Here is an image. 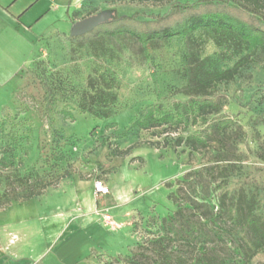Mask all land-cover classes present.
I'll use <instances>...</instances> for the list:
<instances>
[{
    "label": "rangeland",
    "instance_id": "1",
    "mask_svg": "<svg viewBox=\"0 0 264 264\" xmlns=\"http://www.w3.org/2000/svg\"><path fill=\"white\" fill-rule=\"evenodd\" d=\"M198 1L98 0L85 16L146 19ZM63 5L31 28L46 5L24 24L0 9V202L42 191L44 212L65 214L62 240L32 237L33 246L66 243L81 250L79 264H264V45L232 81L204 91L250 49L202 30L156 45L127 34L73 40L81 19ZM100 87L113 95L110 119L84 110ZM203 92L226 97L233 126L193 116L171 129L135 125ZM194 138L208 146L196 150ZM100 180L110 195H95ZM16 209L35 217L32 206Z\"/></svg>",
    "mask_w": 264,
    "mask_h": 264
},
{
    "label": "trees",
    "instance_id": "2",
    "mask_svg": "<svg viewBox=\"0 0 264 264\" xmlns=\"http://www.w3.org/2000/svg\"><path fill=\"white\" fill-rule=\"evenodd\" d=\"M137 2L163 0H133ZM94 14H89L90 17ZM86 16L83 18H87ZM204 31L218 45L234 43L238 46H247L250 53L231 70L219 74L212 81L202 85L204 91L211 85L222 81H232L241 68L250 62L259 47L264 45V0H200L196 3H174L165 14L141 19L138 13L133 15H115V19L108 24L97 28L93 32L73 40L88 42L102 37L117 38L130 35L141 45H156L173 38L188 39L198 31ZM229 42H228V41ZM211 83V84H210ZM213 83V84H212ZM94 88V87H93ZM113 95L100 87L92 97L93 102L84 110L89 114L104 119H110L115 114L108 103ZM226 97H211L203 92L201 98L191 96L185 102H177L175 111L152 110L148 115L140 118L135 125L144 128H173L183 122V118L190 120L202 118L208 122L210 117L215 129L227 128L234 125L232 119L222 115ZM179 114V115H176ZM174 127L173 130H177ZM181 140V139H180ZM192 146L199 150L206 148L208 142L196 138L191 140ZM42 191L13 197L0 202V209L8 207L15 201H28L40 196Z\"/></svg>",
    "mask_w": 264,
    "mask_h": 264
},
{
    "label": "crops",
    "instance_id": "3",
    "mask_svg": "<svg viewBox=\"0 0 264 264\" xmlns=\"http://www.w3.org/2000/svg\"><path fill=\"white\" fill-rule=\"evenodd\" d=\"M57 1L58 0H10L0 5V9L5 12V14H8L7 16H10L9 18H12L13 21L16 20L18 23L24 24L23 20L25 21L32 12L46 5L36 14L34 21L25 23L26 28H31L36 23L42 21L50 12L55 10L59 11L61 9V6L60 8L55 6ZM97 1L98 0H64V5L62 7L66 8L65 11L67 14L72 11V13L69 14L70 18L80 17L82 20L85 15L94 8ZM21 3L22 7L19 11L13 12L12 10L14 7ZM47 199V196L45 197V195L41 194L28 201L12 202V205L10 204L7 210H5V208H3L4 210L0 209V264H41L46 262L45 259L50 254L56 258V260L50 262V264H79L82 262V260H77L78 257L81 256V250H72L66 243L51 246L47 245L46 247H39L38 245L35 247L33 246L32 237H36L35 240H37L38 236H41V239L45 241H54L57 237H60L59 242L62 240L61 235L63 230L59 232L56 228L60 225L58 221H62L65 214L57 215L55 213L49 214L44 212L43 204ZM23 204H25V206H32L35 209V217L24 218L22 214L19 213V209L16 208H20ZM66 216L68 217L67 214ZM79 222L83 227L87 223L86 219ZM68 227L71 226L69 225Z\"/></svg>",
    "mask_w": 264,
    "mask_h": 264
},
{
    "label": "water",
    "instance_id": "4",
    "mask_svg": "<svg viewBox=\"0 0 264 264\" xmlns=\"http://www.w3.org/2000/svg\"><path fill=\"white\" fill-rule=\"evenodd\" d=\"M115 19V15L110 11H103L85 19L75 22L70 30L71 38H78L87 35L97 28H100Z\"/></svg>",
    "mask_w": 264,
    "mask_h": 264
},
{
    "label": "built area",
    "instance_id": "5",
    "mask_svg": "<svg viewBox=\"0 0 264 264\" xmlns=\"http://www.w3.org/2000/svg\"><path fill=\"white\" fill-rule=\"evenodd\" d=\"M94 192L98 196H108L111 194L110 188L103 181H95L94 182ZM105 219L107 221H111V217L106 216Z\"/></svg>",
    "mask_w": 264,
    "mask_h": 264
}]
</instances>
